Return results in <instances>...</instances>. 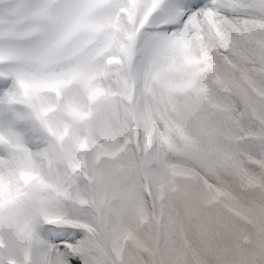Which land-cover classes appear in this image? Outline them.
Segmentation results:
<instances>
[{"label": "snow or ice", "instance_id": "snow-or-ice-1", "mask_svg": "<svg viewBox=\"0 0 264 264\" xmlns=\"http://www.w3.org/2000/svg\"><path fill=\"white\" fill-rule=\"evenodd\" d=\"M0 264H264V0H0Z\"/></svg>", "mask_w": 264, "mask_h": 264}]
</instances>
